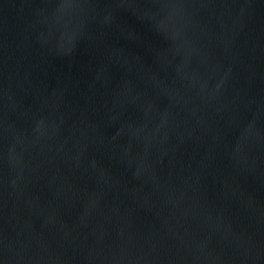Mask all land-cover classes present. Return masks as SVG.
Instances as JSON below:
<instances>
[{
    "label": "water",
    "instance_id": "water-1",
    "mask_svg": "<svg viewBox=\"0 0 264 264\" xmlns=\"http://www.w3.org/2000/svg\"><path fill=\"white\" fill-rule=\"evenodd\" d=\"M0 264H264V0H0Z\"/></svg>",
    "mask_w": 264,
    "mask_h": 264
}]
</instances>
